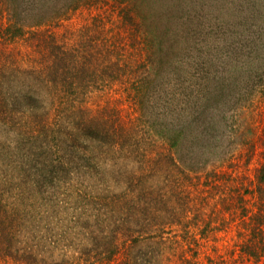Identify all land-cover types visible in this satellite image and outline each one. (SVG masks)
<instances>
[{"label": "rangeland", "instance_id": "obj_1", "mask_svg": "<svg viewBox=\"0 0 264 264\" xmlns=\"http://www.w3.org/2000/svg\"><path fill=\"white\" fill-rule=\"evenodd\" d=\"M131 4L138 5L132 25L123 15ZM37 15L47 18L29 31ZM11 22L23 35L10 38ZM0 34L7 204L51 215L58 234L107 219L119 243L132 245V264H264V205L253 182L264 161V0H0ZM63 65L83 66L76 87ZM80 113L124 138L101 149L106 174L91 169L79 189L75 165L64 163L60 172L50 166L52 179L39 187L44 161L61 150L46 153L40 138L17 134L38 132L41 118L70 129ZM191 114L186 158H160L169 144L156 122L171 126ZM78 143L87 140L80 135ZM124 199H136L130 210ZM42 218L25 234L42 233ZM118 260L130 263L128 255Z\"/></svg>", "mask_w": 264, "mask_h": 264}, {"label": "trees", "instance_id": "obj_2", "mask_svg": "<svg viewBox=\"0 0 264 264\" xmlns=\"http://www.w3.org/2000/svg\"><path fill=\"white\" fill-rule=\"evenodd\" d=\"M10 2L11 1H9V4ZM136 7H138L137 4H131V6L124 9L123 15L124 17H127L124 19L126 23L131 25L134 24L133 19L136 17H133L132 9ZM12 12L16 15V5L12 6ZM49 17L50 19L48 21L50 22L53 19L52 14H50ZM46 18V15L35 16L32 21L27 24L28 26L26 25L28 27L27 29L29 31L32 30V32H37L36 28L42 26ZM14 24L15 22H11L6 27V33L12 39L18 35H23V30L20 28V31H18ZM35 34L32 37H34ZM0 36L5 35L0 34ZM93 54L94 53H91L90 56ZM69 68L70 66L63 65L61 67V73L65 77L70 75L68 78L69 83L73 85V87H76L77 81L75 80H77V77L82 74L83 66H77L74 71H70ZM147 86V84L143 85L139 98ZM151 86L152 85H149V87ZM172 94L174 95V93ZM173 99L175 100V97H173ZM78 109L82 112L81 108ZM82 115L83 114L80 113V118L78 117L73 120V126L70 129L63 126L56 127V130L55 128H49L47 124H43L41 118L38 121V132L34 133V130L31 129V131H29L28 129L17 134L20 139H24L25 141H33L40 138L38 143L40 146L42 145L41 149L46 153L53 154L56 153L55 150H61V155H57L54 159L44 161V166L40 169L34 182L36 184L37 181L39 187L43 180L50 181L52 179V175L49 174L51 171L50 166L57 168L60 172L64 167V163H73L75 165V169L78 171L77 176L80 179V183H78L79 189L84 188V181L87 177L86 174L92 172L91 169H94L99 174L98 176L106 174V168L101 167L103 161L101 160L100 151L103 146L106 145L113 150L117 146L115 142H118L120 139L124 141V138H120L121 135L118 131H115L112 128V132H109V127H104V123L92 121L93 117L91 116H89L90 118L86 117V119L82 121V118L84 117V115ZM194 119L195 117L191 114L188 118L186 117V119H184L185 121L182 118L177 120V123H174L171 126L168 125L170 122L165 119H163L162 122H156V126H159L160 134L163 136L162 138H164L166 143L169 144L166 152L167 154L161 153L159 155L160 158L168 160H173L176 156L180 159L186 158V151H184L181 143L183 140L185 141V132L187 131L191 133V123ZM80 135L86 138V144L81 145L78 143ZM117 136L120 139H118ZM60 179H62V177H60ZM253 182L256 189L259 190L258 192H261L260 198L263 200L260 204L261 207V205H264V161L257 169V174ZM137 198H140L144 203L145 198L143 197V194L137 196ZM156 198L159 197L154 196V199ZM123 202H125V208H123L127 211L133 207L131 202H136V199L131 201H129V199H124ZM29 211L30 209L26 210L25 206L10 204V202L7 204L3 196L0 194V258L12 259L17 262V264H114L115 262L120 261L118 260L120 255L124 257L128 255L130 258L129 264H132V257L129 255L132 245L128 243H119L117 238L118 233L116 231L117 225L109 223L107 219L104 225L103 218L101 219V222L96 221L95 226L98 230L95 226L91 231L83 225L81 227L79 226L81 229L78 226H69L70 228L67 226V229L66 227L63 230L60 228L61 232L58 234L59 230L56 229L55 222L51 219V215L47 214L46 216L43 214L45 215L43 216L46 220L45 223H47L43 226V232L39 233V235L34 234L28 236L25 234L26 231L29 230L28 228L38 226L36 224L34 225L33 220H36L38 217L42 218V216L38 214L40 212L39 210L35 209L34 211ZM155 212L156 211L153 209L152 213L154 214ZM27 214V219H29L28 222L26 219L23 220V217ZM31 228L29 231H31ZM67 231H69V234ZM62 234H64V237H59V235ZM67 237L69 240H67ZM59 241H64L66 247H59ZM64 249L66 250L64 251ZM70 249L77 253L75 258L72 251L68 254ZM244 249H248L247 251L251 252V248L247 245H245ZM60 254L62 257H59ZM70 254H72L73 257H71ZM133 256V260H140L137 254H134ZM120 264H123V262Z\"/></svg>", "mask_w": 264, "mask_h": 264}]
</instances>
